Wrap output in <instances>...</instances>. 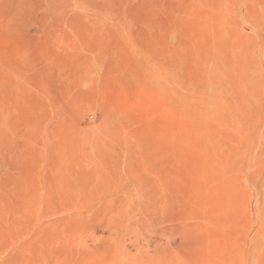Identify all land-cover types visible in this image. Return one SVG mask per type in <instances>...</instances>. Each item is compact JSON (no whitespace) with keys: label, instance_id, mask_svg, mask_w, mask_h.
<instances>
[{"label":"rangeland","instance_id":"1","mask_svg":"<svg viewBox=\"0 0 264 264\" xmlns=\"http://www.w3.org/2000/svg\"><path fill=\"white\" fill-rule=\"evenodd\" d=\"M0 264H264V0H0Z\"/></svg>","mask_w":264,"mask_h":264}]
</instances>
